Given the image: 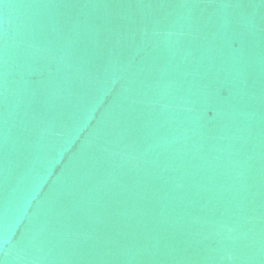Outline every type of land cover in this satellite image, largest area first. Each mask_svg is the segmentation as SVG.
<instances>
[{"label": "water", "instance_id": "1", "mask_svg": "<svg viewBox=\"0 0 264 264\" xmlns=\"http://www.w3.org/2000/svg\"><path fill=\"white\" fill-rule=\"evenodd\" d=\"M0 264H264V0H0Z\"/></svg>", "mask_w": 264, "mask_h": 264}]
</instances>
